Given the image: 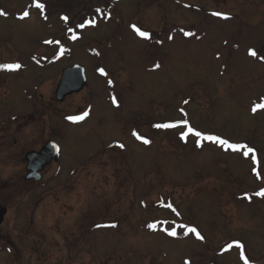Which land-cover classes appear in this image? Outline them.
Returning <instances> with one entry per match:
<instances>
[{
	"label": "rangeland",
	"instance_id": "obj_1",
	"mask_svg": "<svg viewBox=\"0 0 264 264\" xmlns=\"http://www.w3.org/2000/svg\"><path fill=\"white\" fill-rule=\"evenodd\" d=\"M34 1L0 0V60L23 64L0 75V124L19 114L0 138V264H264V0H120L108 19L92 0L64 58L41 41L63 40L75 0H42L47 21ZM74 63L85 89L58 102ZM49 140L61 154L28 183L23 154Z\"/></svg>",
	"mask_w": 264,
	"mask_h": 264
},
{
	"label": "water",
	"instance_id": "obj_2",
	"mask_svg": "<svg viewBox=\"0 0 264 264\" xmlns=\"http://www.w3.org/2000/svg\"><path fill=\"white\" fill-rule=\"evenodd\" d=\"M86 84L85 69L82 65H73L65 69L56 88V96L59 101H62L66 96L81 91ZM58 148L54 144L47 145L40 152L28 154V169L40 170L44 164L50 162L57 154ZM6 209L0 205V224L3 221ZM210 264H215L211 262Z\"/></svg>",
	"mask_w": 264,
	"mask_h": 264
},
{
	"label": "snow or ice",
	"instance_id": "obj_3",
	"mask_svg": "<svg viewBox=\"0 0 264 264\" xmlns=\"http://www.w3.org/2000/svg\"><path fill=\"white\" fill-rule=\"evenodd\" d=\"M35 6H36L37 8H41V9L44 8V5H43L42 3H39L38 0H37V3H36ZM2 14H4V13H0V15H2ZM28 15H29V13H27V12L24 13V16H25V17H27ZM216 15H221V14H220V13H216ZM65 19L67 20V17H65ZM133 27H135V26H133ZM135 30H136V31L138 32V34H139L140 36H142V37L147 38V37L149 36V34H148L147 32L140 31V29H138V28H136ZM250 54L253 55V56H256V55H257V52H256L255 50H252ZM2 67L7 68V69H14V68H18L19 65H3ZM101 71L103 72V69H101ZM258 107H262V108H264V105H258ZM70 119H72V120L75 121V120L83 119V117H70ZM185 123H186V122H185ZM157 127H165V128H168V127H173V125L165 124V125H157ZM188 131H189L190 133H192L193 135L197 136V137H201V136L203 135L202 133H200V132H198V131H196V130H194V129H192V128H189ZM185 135H186V134H185ZM204 138H205V139H209V140H214L215 142H217V143H219V144H221V145H227L229 148H233V149H238V148L241 147L240 145L230 144L227 140H220V139L217 138V137H211V136H208V137H204ZM144 142H145V143H148L149 141L145 140ZM121 147H123V145H121ZM248 151L251 152L252 149H248ZM246 154H247V153H246ZM260 194H261V195H264V192H262V193H260ZM189 231H191V232H196V234L199 236V233L196 231L195 228H190ZM170 234H171V235H175L174 232H173V233H170ZM202 238H203V237H201V239H202Z\"/></svg>",
	"mask_w": 264,
	"mask_h": 264
},
{
	"label": "flooded vegetation",
	"instance_id": "obj_4",
	"mask_svg": "<svg viewBox=\"0 0 264 264\" xmlns=\"http://www.w3.org/2000/svg\"><path fill=\"white\" fill-rule=\"evenodd\" d=\"M35 106H37V105H35ZM33 111L31 112V113H28L27 115H29V117H30V119L32 120V119H34V118H38V119H41L42 117H43V113H41V112H38V111H36L37 110V108H33L32 109ZM13 122L14 121H8V122H6V124L4 125V126H2L1 124H0V138H1V141L2 142H5V139H7V134H8V131L10 130V128L12 127H14V126H11V125H13ZM46 125V124H45ZM32 139L33 140H36L37 139V137L36 136H33L32 137ZM13 142L14 143H16V140H13ZM42 143V142H41ZM41 143H39V145L41 144ZM44 144H46V143H44ZM42 147H43V144L42 145H40V147H39V149H35V148H33V147H31L30 149H27L25 152H24V154H23V159H24V162H25V175L23 176L24 177V179H25V176L28 174V172H27V168H26V165H27V162H26V154L28 153V152H30V151H32V150H35V151H40L41 149H42ZM18 151V150H17ZM19 155H20V153H18V154H16V152H14V157H13V160L15 159V157L16 158H19ZM50 166V164L49 165H47V166H45L44 167V169L42 170V181H44L45 180V172H46V170H47V168ZM40 180V181H41ZM39 181V182H40ZM9 182H14V179L13 178H11V179H9ZM28 183H36V181L34 180V179H31V180H28L27 181ZM30 185V184H29ZM6 206V205H5ZM7 207V206H6ZM7 209H8V207H7ZM8 212H9V209H8ZM7 212V213H8ZM2 226V225H1ZM1 231H2V229H1Z\"/></svg>",
	"mask_w": 264,
	"mask_h": 264
},
{
	"label": "trees",
	"instance_id": "obj_5",
	"mask_svg": "<svg viewBox=\"0 0 264 264\" xmlns=\"http://www.w3.org/2000/svg\"><path fill=\"white\" fill-rule=\"evenodd\" d=\"M78 17H80V15Z\"/></svg>",
	"mask_w": 264,
	"mask_h": 264
},
{
	"label": "bare ground",
	"instance_id": "obj_6",
	"mask_svg": "<svg viewBox=\"0 0 264 264\" xmlns=\"http://www.w3.org/2000/svg\"><path fill=\"white\" fill-rule=\"evenodd\" d=\"M121 1H122V0H121ZM121 1H120V2H121Z\"/></svg>",
	"mask_w": 264,
	"mask_h": 264
}]
</instances>
